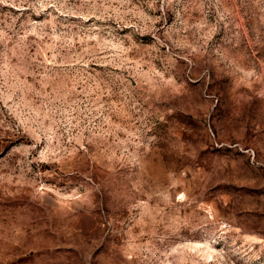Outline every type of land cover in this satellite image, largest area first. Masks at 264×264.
Segmentation results:
<instances>
[{
	"label": "rangeland",
	"instance_id": "1",
	"mask_svg": "<svg viewBox=\"0 0 264 264\" xmlns=\"http://www.w3.org/2000/svg\"><path fill=\"white\" fill-rule=\"evenodd\" d=\"M0 264H264V0H0Z\"/></svg>",
	"mask_w": 264,
	"mask_h": 264
}]
</instances>
